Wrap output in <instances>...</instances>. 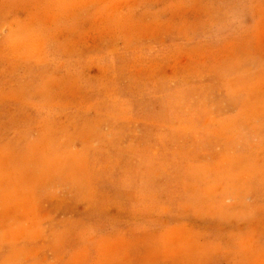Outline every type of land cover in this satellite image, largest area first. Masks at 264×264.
Masks as SVG:
<instances>
[{
	"label": "rangeland",
	"instance_id": "1",
	"mask_svg": "<svg viewBox=\"0 0 264 264\" xmlns=\"http://www.w3.org/2000/svg\"><path fill=\"white\" fill-rule=\"evenodd\" d=\"M0 264H264V0H0Z\"/></svg>",
	"mask_w": 264,
	"mask_h": 264
},
{
	"label": "crops",
	"instance_id": "2",
	"mask_svg": "<svg viewBox=\"0 0 264 264\" xmlns=\"http://www.w3.org/2000/svg\"><path fill=\"white\" fill-rule=\"evenodd\" d=\"M99 21H100V20H99ZM104 21H105V20H104ZM101 23H102V22H101ZM164 245H167L166 247H168L169 242H167V244H164V243L161 244V247H163L164 251H167V250H165ZM157 260H160V259L158 258V259H156V261H157Z\"/></svg>",
	"mask_w": 264,
	"mask_h": 264
}]
</instances>
